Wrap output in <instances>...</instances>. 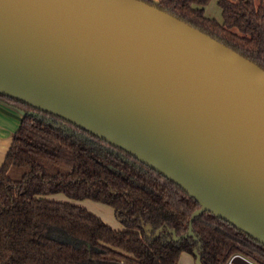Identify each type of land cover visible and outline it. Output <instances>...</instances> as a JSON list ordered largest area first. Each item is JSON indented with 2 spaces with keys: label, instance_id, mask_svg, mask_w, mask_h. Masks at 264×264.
<instances>
[{
  "label": "water",
  "instance_id": "1",
  "mask_svg": "<svg viewBox=\"0 0 264 264\" xmlns=\"http://www.w3.org/2000/svg\"><path fill=\"white\" fill-rule=\"evenodd\" d=\"M0 96L128 153L264 247V70L201 30L139 0H0Z\"/></svg>",
  "mask_w": 264,
  "mask_h": 264
},
{
  "label": "trees",
  "instance_id": "2",
  "mask_svg": "<svg viewBox=\"0 0 264 264\" xmlns=\"http://www.w3.org/2000/svg\"><path fill=\"white\" fill-rule=\"evenodd\" d=\"M192 25L264 70V0H139ZM25 116L0 169V264H228L241 255L264 264V247L184 190L115 148L55 116L0 96ZM113 209L115 230L68 201ZM192 222V225H191ZM190 227L192 234L190 235Z\"/></svg>",
  "mask_w": 264,
  "mask_h": 264
},
{
  "label": "crops",
  "instance_id": "3",
  "mask_svg": "<svg viewBox=\"0 0 264 264\" xmlns=\"http://www.w3.org/2000/svg\"><path fill=\"white\" fill-rule=\"evenodd\" d=\"M22 117L23 114L20 109L7 105L0 101V169L12 145L13 136L17 132L21 124ZM59 196L61 195H56L55 197L53 196L51 197V199L65 201L64 198ZM111 227L115 230L123 229L116 226ZM183 258H185V260L183 261L184 263H180ZM178 264H195V260L193 256L184 253L182 254Z\"/></svg>",
  "mask_w": 264,
  "mask_h": 264
},
{
  "label": "rangeland",
  "instance_id": "4",
  "mask_svg": "<svg viewBox=\"0 0 264 264\" xmlns=\"http://www.w3.org/2000/svg\"><path fill=\"white\" fill-rule=\"evenodd\" d=\"M219 1L220 0H212L210 4L205 7V13L207 17L215 19L216 21L222 23V20H223L222 13H221V9L218 6ZM59 197L64 198L65 201H68L74 205L84 207L89 212L101 218L106 224L108 225L110 224L111 226L120 227L122 229V223L120 219L117 218L112 208L105 206L101 203L91 201V200L75 201L63 195ZM184 260L185 258H183L180 263H184L183 262ZM194 260H195V264H199V261L197 258H194Z\"/></svg>",
  "mask_w": 264,
  "mask_h": 264
},
{
  "label": "flooded vegetation",
  "instance_id": "5",
  "mask_svg": "<svg viewBox=\"0 0 264 264\" xmlns=\"http://www.w3.org/2000/svg\"><path fill=\"white\" fill-rule=\"evenodd\" d=\"M116 215V214H115ZM117 216V215H116ZM118 218V217H117Z\"/></svg>",
  "mask_w": 264,
  "mask_h": 264
}]
</instances>
